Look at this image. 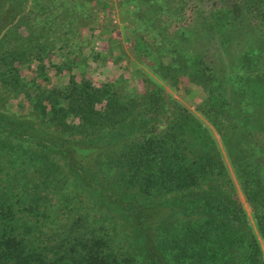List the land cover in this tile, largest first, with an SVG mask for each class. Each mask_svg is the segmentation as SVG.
Listing matches in <instances>:
<instances>
[{"label": "trees", "instance_id": "16d2710c", "mask_svg": "<svg viewBox=\"0 0 264 264\" xmlns=\"http://www.w3.org/2000/svg\"><path fill=\"white\" fill-rule=\"evenodd\" d=\"M160 1L173 18L159 75L202 91L196 109L264 236V0ZM4 54L17 64L2 89L44 126L0 110V264H264L217 142L185 107L159 88L122 98L83 80L33 93L28 83L50 82L46 66L27 82L19 68L35 60ZM73 187L98 209L62 193Z\"/></svg>", "mask_w": 264, "mask_h": 264}, {"label": "rangeland", "instance_id": "374dc122", "mask_svg": "<svg viewBox=\"0 0 264 264\" xmlns=\"http://www.w3.org/2000/svg\"><path fill=\"white\" fill-rule=\"evenodd\" d=\"M166 16L173 18L163 11L160 0H0V39L4 38L0 43V72L16 66L15 59L11 65H4L1 60V55L15 50L26 55V64L35 60L24 68L19 66L23 80L32 81L36 68L46 66L50 82L37 78L28 83L27 88L33 93L46 85L64 86L69 80L87 81L96 87L108 83L122 98L143 96L155 88L161 89L168 107L173 103L185 107L214 137L231 180L232 195L247 213L264 255V236L258 230L251 205L240 190L220 137L196 109L204 97L202 91L184 82L185 78L175 88L159 75V59L164 55V51L159 50L160 29L169 27L172 22ZM247 26L241 23L236 28L245 30ZM7 30L9 36L4 37ZM61 64L68 68H61L62 72L56 74L54 68ZM18 99L0 85L2 112L15 113L23 123L34 128L43 127V121L36 118V114L32 116L30 106L22 98ZM167 112L169 116L171 109ZM67 192L85 202L80 203L81 209L85 206L98 209L97 202L78 188L65 189L62 193Z\"/></svg>", "mask_w": 264, "mask_h": 264}]
</instances>
